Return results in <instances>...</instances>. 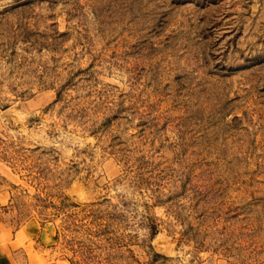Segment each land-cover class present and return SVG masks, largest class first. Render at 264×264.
<instances>
[{
  "label": "rangeland",
  "instance_id": "374dc122",
  "mask_svg": "<svg viewBox=\"0 0 264 264\" xmlns=\"http://www.w3.org/2000/svg\"><path fill=\"white\" fill-rule=\"evenodd\" d=\"M0 203L52 264H264V0H0Z\"/></svg>",
  "mask_w": 264,
  "mask_h": 264
},
{
  "label": "crops",
  "instance_id": "0c3cea01",
  "mask_svg": "<svg viewBox=\"0 0 264 264\" xmlns=\"http://www.w3.org/2000/svg\"><path fill=\"white\" fill-rule=\"evenodd\" d=\"M53 231L30 220L20 227L9 225L0 203V264H52Z\"/></svg>",
  "mask_w": 264,
  "mask_h": 264
}]
</instances>
